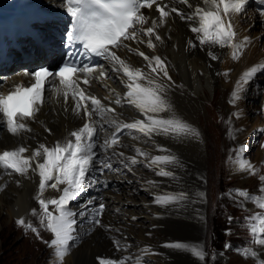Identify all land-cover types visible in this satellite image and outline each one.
<instances>
[{"label": "snow or ice", "instance_id": "obj_1", "mask_svg": "<svg viewBox=\"0 0 264 264\" xmlns=\"http://www.w3.org/2000/svg\"><path fill=\"white\" fill-rule=\"evenodd\" d=\"M247 3L248 0H197L195 5L190 3V0H63L62 7L70 17L71 25L66 33V52L61 64L54 70L40 66L31 72L26 71L23 73L28 78L26 83L16 84L7 92H0V127L5 128L14 137L23 138L24 133L32 132L28 122L36 121L37 113L41 111L49 96L63 97L65 111L70 110L75 117L83 121L82 126L69 130L62 139L52 145L38 143L30 149L20 143L15 148L0 150V178L7 175L11 179L14 174L25 179H30V174L39 177L33 197L39 204V212L36 209L31 212L32 215L39 216L40 226L51 233L52 239L45 243L53 250L56 264H63L71 246L77 240L76 216H84L88 206L94 204V199L89 198L79 212L69 207L91 183L89 173L93 171L97 148L102 150L105 156V159L100 161L102 168H111L108 155L111 152V156L119 158L129 171L132 170V165L139 162L137 157H144L148 159L146 166L154 168L156 175L172 177L173 172L167 170L166 166L176 164L178 160L168 154L167 149L160 148L159 151L165 154L150 158L149 153L140 148L135 149L136 156H125L122 151H116L122 143L119 134L128 130L129 134H140L133 136V139L144 137L148 141L159 135L199 137L198 130L182 119L175 115H161L172 112V105L167 99L168 84L164 82L171 81L166 58L147 55L139 47H132L128 42L146 44L148 49L155 51V42L163 43L157 29L164 26L170 15L175 13L181 21L187 23L201 49L207 46V54L212 60L219 59L213 51L219 47L230 48L231 59L235 61L240 58L251 39L245 36L239 42L236 41L237 32L232 17L240 15ZM261 4L264 5V0H261ZM177 5H187L190 11L178 8ZM145 9H154L158 17L145 14ZM259 15L264 17V7L259 10ZM187 44L189 48L197 47L192 39H189ZM120 49L142 57L148 71L134 67L118 55L117 51ZM93 58H99L106 63H96ZM110 72L116 74L125 89L123 92H117L107 84ZM261 72H264V62L245 70L236 81L229 103L235 104L240 100L241 94L247 91V86ZM222 75L227 76L228 72ZM3 79L5 78L0 77V80ZM94 80L109 89V95L103 98L109 101L108 105L88 90ZM110 104H127L143 119L124 122L119 119L121 114L109 106ZM234 115L239 116V113ZM41 124L43 125V122ZM105 125L114 130L106 132ZM45 131L51 130L45 127ZM101 132H105L102 143L99 142ZM261 147L264 148V145ZM245 151V145L237 150V170L254 175L257 169L250 161L243 159ZM259 180L264 185V176H260ZM7 183L8 181H5L0 184V191L7 187ZM15 183L20 186L19 180ZM147 183L154 184L153 181ZM49 189L58 195L46 197L45 193ZM235 192L261 209L247 220L251 243L264 246V187L259 189V195L240 189ZM186 198L184 193L156 194L154 202L165 206ZM104 208L102 202L95 207L97 218L91 223L108 230L110 226L103 225L99 219ZM16 224L40 238L38 229L27 223L23 217L18 218ZM113 244L117 251L121 250L119 240L113 239ZM165 246L189 252L200 261L206 256L200 244L172 242ZM143 251L147 254L151 250L146 248ZM239 252L245 258H255L258 264H264V260L260 258L261 254L252 248H242ZM97 259L99 264H129L132 258L124 256L119 260L101 257ZM134 264H143L142 257H135Z\"/></svg>", "mask_w": 264, "mask_h": 264}, {"label": "bare ground", "instance_id": "obj_2", "mask_svg": "<svg viewBox=\"0 0 264 264\" xmlns=\"http://www.w3.org/2000/svg\"><path fill=\"white\" fill-rule=\"evenodd\" d=\"M3 1H9L10 3V0ZM196 2L197 0H190L193 5ZM53 3L61 5V0H11L12 5L4 7L3 4H0V13L8 9L23 11V7L29 9V12L36 9L52 12L54 10H46L42 9V7L43 5L49 7ZM247 6H252L251 0H248L244 11L247 10ZM177 7L190 11L187 5H177ZM143 11L147 15L158 17V13L154 9H145ZM250 12L251 15L253 14V21L260 22L262 29H264V17H261L257 10L250 9ZM232 23L237 32L236 41L239 42L248 34H245L246 29L242 28L245 32L242 30L241 32L238 29L241 27L238 15L232 17ZM45 26L54 27L52 23H46ZM157 32L161 35L163 43L155 42L153 37L154 42L157 43L155 51L148 49L146 44L128 43L132 47H139L147 55H159L162 58H166L171 81L164 80V82L168 84L167 99L172 105V112L161 115H175L182 119L198 130L199 137L159 135L154 136L152 141H148L144 137L133 139V136L140 135L135 132L123 137V146L116 149V151H122L125 156H136L135 149L139 147L149 153V158L165 154L159 151L160 148L167 149L168 154L175 156L178 160V163L166 166L167 170L173 172L174 175L172 177L156 175L154 168L146 166L148 162L146 158L141 160L137 157L139 161L137 164L140 166L132 165L131 171L126 167L121 168L116 157L111 156V152L108 154L111 168H102L100 161L105 159V156L103 151L97 148V158L93 165V171L89 173L91 183L85 187L79 197L70 203L69 207L73 211L79 212L81 206L89 198L94 199V204L88 206L84 216H76L77 240L71 246V251L65 257L63 264H99L98 257L119 260L124 256L132 258L129 264H134L135 257H142L144 264V262L146 263V261L156 258L158 252L169 264H198L199 260L189 252L166 247L165 245L178 242L175 237L173 218L179 214L182 217H180L179 222L186 225V237L188 238L186 242L189 244H201L204 230L202 221L205 218L203 200L206 196L204 191L206 180L202 174L204 168L203 159L208 154V138L212 134L214 125H217L220 132H222L224 145L222 141L219 142L220 145L226 147V165L229 173L232 177L238 179L239 184L235 185L236 187L230 186L223 191V208H231L237 212H242L243 215L241 217L245 215L241 208H244L250 217L259 212L256 211L257 207L254 203L248 202L244 197L237 195L235 190L240 189L252 194H260L259 189L264 187L259 180L260 176H264V148L260 147L254 153L251 161L257 169L256 174L253 175L237 170V150L242 145H245L246 148L248 147V144L241 139L239 131L242 129V125H245L250 119V111L242 110L238 105L240 101L235 104L229 103L237 79L247 69L248 64L255 60L252 58L259 56L261 53L260 50V53H257L258 43L256 45L254 43L252 45L248 44L242 52L241 59L235 61L231 59L232 50L230 48L221 49L216 47L213 51L219 59L212 60L207 54V46L201 49L198 41L195 40L194 35L189 30L187 23L181 21L175 13L170 15L167 23L158 28ZM142 38L147 39L146 37ZM189 39H192L197 44V47L189 48L187 44ZM118 53L134 67H140L145 72L148 71L146 62L143 61L142 57L128 53L125 49L118 50ZM259 58L262 59L261 56ZM221 63H223L224 68L220 67ZM28 67V65H22L14 71L3 75L5 79H3V82L0 80V85H2L0 92H7L14 85L21 84L25 79L23 73ZM222 70H228L229 75L223 76ZM218 73L221 74L218 75ZM109 75L110 78L107 80L109 87L117 92H123L125 89L120 84L116 74L110 73ZM0 76L3 77L2 75ZM88 90L98 98H101L106 105L109 104V101L103 100L105 96L109 95V89L105 88L103 83L94 80ZM213 90L215 91L213 98L209 99L208 95ZM262 101L261 109L255 108L256 111L261 113V115L254 117L255 121L259 119L264 121V99ZM109 106L115 108L116 112L121 114L119 119L124 122H131L133 119H143L129 105L117 106L110 104ZM203 106H205L209 115V118L205 119V131L202 129L199 117ZM68 107L69 109L71 108V101H69ZM234 113H239V116L234 115ZM41 122H43V125ZM28 123L32 132L24 133L23 138L14 137L5 128L0 127V150L15 148L20 143L30 149L36 147L38 143L52 145L57 140L62 139L69 130L82 126L83 121L75 117L70 110L65 111L63 97L49 96L41 111L37 113L36 121H29ZM45 127L51 131H45ZM102 134L101 132L100 135ZM124 141H127V144ZM122 170L126 171V176L121 175L120 171ZM30 176V179H25L14 174L11 179L7 175L0 178V184L8 181L7 187L0 191V221L4 214L10 220L13 218L15 222L18 218L23 217L27 223L31 224L38 217V215L36 217L32 215L31 210L36 209L39 212V204L33 198L37 190L39 177L32 174ZM249 179L254 180L252 186L241 187L242 185H248ZM16 180L20 181V186H17ZM148 181H153L154 184H148ZM108 182L112 185L107 190L106 185ZM172 193H184L187 198L178 203L165 206L154 202L156 194ZM57 195L58 193L52 189L45 193L46 197ZM101 202L104 203L105 208L99 219H101L103 225L110 226L109 230L104 227L94 226L91 223L93 219L97 218L95 216V207ZM240 218L238 221H240ZM35 227L38 229L40 237L37 238L35 234L36 239L43 244L45 241L52 239L51 233L40 226V221L35 224ZM153 227H155V231H152L154 230L152 229ZM159 233L165 235L163 237V247L151 243L145 238L148 235L154 238L155 242L156 235ZM113 239L119 240L121 246L128 247L127 251H116ZM46 248L49 251L48 254L51 255L53 250L47 246ZM146 248L150 249L152 253L146 254L143 251ZM249 248L254 249L261 255L264 254V246H258L253 243ZM50 257V264H55L53 255ZM243 258L245 257L243 256Z\"/></svg>", "mask_w": 264, "mask_h": 264}, {"label": "rangeland", "instance_id": "obj_3", "mask_svg": "<svg viewBox=\"0 0 264 264\" xmlns=\"http://www.w3.org/2000/svg\"><path fill=\"white\" fill-rule=\"evenodd\" d=\"M0 4H3V0H0ZM250 9H252V6H247V10L243 11L240 16L238 15L241 23V29H238L240 31H244L246 29V32H244L246 35L248 34L247 36L250 37L252 41V43L250 42L249 45H252L253 43L256 45L258 43L257 53L259 54L261 51V55L259 54V56L252 58L255 60L248 64L247 69L256 63L264 62V55H262L264 54V29H262L260 22L253 21L254 18L253 14H250ZM238 29L237 31L239 32ZM260 56L262 59L259 58ZM241 57L242 56H240L239 59H241ZM220 67L224 68L223 63L220 64ZM226 71L229 75L228 70H222L221 73ZM1 82H3V80H1ZM214 92L215 91L213 90L211 93H209V99L213 98ZM263 99L264 72H261L258 73L254 81L247 86V91L242 93V98L238 100L240 101L238 105L242 110L250 111V119L245 123V125H242V129L239 131L241 139L248 144V147L243 154V159L250 162L252 161L254 153L259 150L261 145H264V121L263 119H259L258 121L254 120L256 115H261V113L256 111L255 108L261 109V102H263ZM199 115L201 119L200 123L202 129L204 130L206 129L205 119L209 118L205 106H203V109ZM219 141H222V132H220L217 125H214L212 128V134L208 138V154L203 159L204 168L202 174L206 180L204 185L206 196L203 200V206L205 207L203 210L205 218L202 221L204 230L200 245L203 246L206 256L203 261L199 260L198 264H258L256 259L243 258V255H241L239 252L240 249L246 247L249 248L253 244L251 243L250 232L248 230L249 223L247 218L250 217V215L244 208H241V210L245 213L243 217H241L243 215L242 212H237L231 208H223V191L230 186H237L239 184L238 179L231 176L228 166L226 165L227 153L225 152L226 147L223 146L224 141H222L223 145H220ZM124 143L127 144V141H124ZM138 158L141 160L145 159L144 157ZM137 165L139 164H136V166ZM123 171L125 174L124 172L122 174L126 176V171ZM249 180L250 181L248 185L240 186L251 187L254 180ZM256 211L260 212L261 209L257 207ZM3 216L2 220L0 221V233L3 232L0 234V264H50L49 260L51 259L50 256L52 254H48L49 251L46 248L47 244H43L40 240L36 239L35 233L32 231H26L24 227H18L13 218L10 220L7 215L4 214ZM180 217L181 216L179 214L173 218L175 224L174 232H176L175 237L178 242L187 243L186 239L188 238L186 237V225H183L179 222ZM239 218L240 221H238ZM38 221H40L39 216L34 219L32 225L35 227V224L38 223ZM154 228L155 227L152 229ZM152 231H155V229ZM163 237H165L164 234H157L154 242V238H151L148 235L145 236L149 242L155 243L160 247H163L164 244ZM225 245H228V247H225ZM127 249L128 247L122 246L120 251L126 252ZM149 253H152V251ZM162 258V255L158 252L156 258L150 259V261H146L144 264H169L167 260ZM260 258L261 260H264V254L261 255Z\"/></svg>", "mask_w": 264, "mask_h": 264}]
</instances>
